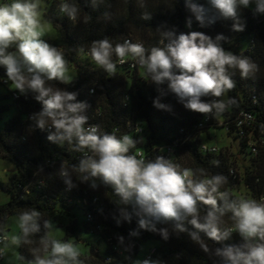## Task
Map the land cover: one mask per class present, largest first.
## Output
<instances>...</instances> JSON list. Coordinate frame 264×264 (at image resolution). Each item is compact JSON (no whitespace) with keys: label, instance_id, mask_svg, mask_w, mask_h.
<instances>
[{"label":"clouds","instance_id":"1","mask_svg":"<svg viewBox=\"0 0 264 264\" xmlns=\"http://www.w3.org/2000/svg\"><path fill=\"white\" fill-rule=\"evenodd\" d=\"M104 0H90L93 9ZM144 7V0H138ZM190 17L186 26L191 28L192 18L200 27L218 20L233 21L232 30L245 28L241 14L250 9L254 16L264 15V0H206L201 4L184 0ZM59 12L73 23L87 24L91 16L81 17V8L75 0H61ZM43 0H0V69L20 95L31 94L41 109L29 116L34 129L47 132V140L68 151L81 153L77 163L61 161L57 174L66 190L87 184L91 189H111L118 197L113 218L131 223L137 228L131 237L147 231L169 240L186 233L190 240L201 245L213 264H264V196L259 200L234 196L225 187L228 178L223 174H209L204 168L181 167L170 157L158 155L154 160L130 154L143 136L129 134L117 136L102 132L100 125L89 124L86 101L78 100V93L55 86L53 81L71 84L68 61L62 49L43 38ZM105 20L111 13L105 11ZM141 19L148 21L152 14L143 12ZM156 31L158 46L146 48L143 43L125 39L113 44L105 37L94 40L86 50L75 51L91 61L108 77L117 72V65L129 59L140 69V78L156 86L160 93L153 101L158 110L172 111V106L161 102L167 92L177 97L186 110L207 116L226 111L234 99H221L235 88L236 71L242 79L255 76L258 66L248 57L226 50L222 33L214 38L200 31L177 32L175 26H159ZM208 98V99H204ZM137 131H142L137 129ZM219 166V161L211 162ZM40 172L43 168L40 167ZM43 183V182H42ZM27 192L28 189L26 188ZM26 197L22 196L21 199ZM18 229L9 236L6 226L0 225V257L15 246H29L31 259L26 264H84L82 253L71 240L58 239V227L51 218L45 219L36 208H23L13 218ZM233 233L239 243H227ZM205 238L218 244L209 248ZM118 246L131 253L133 245L118 236ZM179 259V254L176 255ZM21 260L24 257H20ZM126 259L131 264H167L151 256Z\"/></svg>","mask_w":264,"mask_h":264},{"label":"trees","instance_id":"2","mask_svg":"<svg viewBox=\"0 0 264 264\" xmlns=\"http://www.w3.org/2000/svg\"><path fill=\"white\" fill-rule=\"evenodd\" d=\"M43 2L44 19L56 30V37L49 43L64 51L68 68L75 72L71 84L51 83L77 92L78 100L88 103L86 114L89 124L100 125L102 132L112 133L115 130L117 136H143V142L130 150V154L138 158L154 160L158 155H165L181 167L204 168L209 174H223L228 178L225 187L234 196L257 200L264 196V15L254 16L250 9L243 10L241 19L245 28L236 32L232 30L231 20H218L210 26L200 27L193 17L192 26L188 28L186 20L191 14L184 0H144L143 8L138 0H104L96 9H93L90 0H75L81 8V17L85 14L91 16L85 24L82 21L73 23L61 14V0ZM194 2L204 4L206 0ZM105 11L111 13L110 20L103 18ZM143 12L151 13L152 19L142 20ZM161 25L175 26L178 33L200 31L213 38L222 33L227 37L222 42L226 50L248 57L258 66L252 78L242 79L240 73L235 72V88L221 98L235 101L226 111L206 117L186 110L174 94L167 92L166 84L162 87L167 94L161 97V102L171 105L172 111L158 110L153 101L160 93L155 85L140 78L141 69L131 66L135 64L133 61L129 59L122 65L118 64L116 75L108 77L89 57L82 58L75 51L79 46L87 50L92 41L105 37L113 44L130 39L143 43L146 48L158 46L160 36L156 29ZM13 92H16L14 86L7 81L4 70L0 69V158L13 163L16 169L7 184L1 186L9 194V200L0 205V225H5L8 216L16 215L23 208H36L45 219L51 218L58 226L63 225L65 220H72V228L66 229L65 240H68L77 229L74 215L77 210L82 216L83 231L105 244L104 251L100 253L96 244L76 237L74 243L77 241L88 246L87 254L82 255L84 264H131L126 257L131 255L136 259L141 245L150 240L156 245L147 251L152 249V258H159L167 264H213L201 245L190 240L186 233L178 238L173 235L167 241L143 230L139 236L131 237L130 231L137 228L136 220L116 223L113 217L117 213L112 202L118 197L111 189L100 187L93 190L87 184H78L77 188L66 190L57 174L60 163L63 160L67 164H75L81 153L68 151L67 145L58 147L50 143L46 131L30 126L29 116L39 111L41 104L31 94L23 96L16 92L18 97L14 98ZM11 111L13 114L7 115ZM242 114L251 115L252 121L244 123ZM5 116L6 119H3ZM212 130H222L232 141H238L242 158L249 159V164L242 166L241 174L236 164L238 159L231 161L219 148H216L217 151L201 149V145L206 143L199 139V135H209ZM213 160L219 161V166L213 165ZM40 167L43 172L39 171ZM230 169H234L235 177L230 175ZM238 185L243 187V192H234ZM22 196L26 198L21 199ZM88 212L91 213V220L86 218ZM118 236L125 237V243L133 245L131 253L120 249ZM204 242L209 248L219 246L207 238ZM239 242L240 237L236 233L227 241ZM28 249L29 246L24 245L17 249L20 264H26L31 259ZM91 253L95 254L96 260L91 258Z\"/></svg>","mask_w":264,"mask_h":264},{"label":"rangeland","instance_id":"3","mask_svg":"<svg viewBox=\"0 0 264 264\" xmlns=\"http://www.w3.org/2000/svg\"><path fill=\"white\" fill-rule=\"evenodd\" d=\"M43 7H45V4L43 2ZM43 32L44 36L43 38L46 39L48 42L53 40L56 37V30L54 27L47 22L44 19V25H43ZM68 74L70 77L74 78L75 72L72 68H68ZM129 80V79H128ZM13 112L7 113V115H12ZM6 119V116L3 118ZM208 136V138L206 137ZM199 139L203 142H205L208 146L216 147L217 149H221L224 151L227 155V157L231 160L234 161V159H238L236 162L237 166L239 167V173L241 174L242 172V166H247L249 164V159L247 158H242V155L240 154L239 151V143L238 141H232L230 137H227L226 134L222 130H212L209 135H206L204 133L199 135ZM16 172L15 166L13 163L6 159L0 158V205L3 203H6L9 200V194L2 189L1 186H5L8 182V179L14 175ZM238 190H241L243 192V187L240 185L236 186L234 189V192H238ZM98 193V191H96ZM74 215L76 216L75 219L77 220V229H75V233L68 238V240H71L72 242L75 241L76 237H79L83 241H88L96 244L95 247H97L102 253L105 248V244L102 241H98L95 236L85 233L81 227V221H82V216L79 211H74ZM15 215L8 216L5 220V226L7 229V232L9 236L12 234H16L18 232V229L14 223L13 218ZM55 224L56 222L53 221ZM73 221L72 220H65L63 225L56 226L58 227V231L55 232V236L58 239L65 240L66 237V229L68 228L69 230L72 228ZM65 226V227H64ZM75 244L78 246L80 249L82 255L87 254L88 251V246L79 244L77 241ZM156 245V242L153 240L147 241L143 243L139 249V252L136 256V258H141L142 255L150 248ZM17 249L15 246L10 248L6 255L3 256V259L0 260V264H20L17 259ZM93 252V251H92ZM95 252V251H94ZM95 254L91 253V258L96 260Z\"/></svg>","mask_w":264,"mask_h":264},{"label":"built area","instance_id":"4","mask_svg":"<svg viewBox=\"0 0 264 264\" xmlns=\"http://www.w3.org/2000/svg\"><path fill=\"white\" fill-rule=\"evenodd\" d=\"M131 66H135V64H131ZM4 82H6V81H4ZM13 97L14 98H17L18 97V95H17L16 92H13ZM242 116H243V120L242 121L244 123L249 124L252 121V116L251 115H249V114H242ZM201 149L203 151H206V150H208V151H217L216 147L208 146L207 144H202L201 145ZM229 173H230L231 176L235 177V171H234V169H230ZM86 218H87V220H91L92 219L91 213L88 212L86 214ZM152 253H153V250L152 249L149 250V251H147L141 259L146 258V257H149V256L152 257ZM2 259H3V257H0V260H2Z\"/></svg>","mask_w":264,"mask_h":264}]
</instances>
